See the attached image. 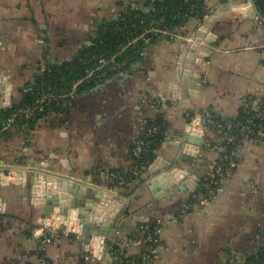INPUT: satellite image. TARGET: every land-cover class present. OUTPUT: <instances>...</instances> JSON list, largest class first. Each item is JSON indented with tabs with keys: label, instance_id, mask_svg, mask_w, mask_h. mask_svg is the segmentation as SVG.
<instances>
[{
	"label": "crops",
	"instance_id": "obj_1",
	"mask_svg": "<svg viewBox=\"0 0 264 264\" xmlns=\"http://www.w3.org/2000/svg\"><path fill=\"white\" fill-rule=\"evenodd\" d=\"M148 3L0 0V77L11 88L7 106L5 84L0 81V113L30 97L37 79L53 65L73 61L91 45L100 25L115 20L127 7L144 10ZM205 6L202 18H190L172 30L198 42L190 59L184 40L156 37L128 69L0 134V264H40L41 258L52 264H84L82 237L42 240L40 229L48 218L42 206L33 205L23 172L32 164L98 183L127 199L106 223L110 232L92 237L95 247L111 240L127 255H138L150 248L147 236L139 231V224L148 221L161 227L152 264H245L264 246V144L243 140L229 157L235 168L214 195L204 204L187 203L223 160L226 137L221 130L208 128L196 159L181 158L186 113L209 110L231 118L247 97L264 98V16L251 0H205ZM202 26L208 33L201 31ZM175 85L178 98L173 96ZM154 99H160L157 107L150 106ZM160 116L165 129L157 155L164 164L190 170L198 178L196 186L185 193L172 186L150 190L147 169L126 187H110L111 173L134 169L132 149L138 143L142 146L144 122ZM62 157L68 160L70 173L60 162ZM6 170L10 178L3 181ZM57 210L50 220L60 229L81 226L77 210L68 217ZM88 264L107 263L104 259Z\"/></svg>",
	"mask_w": 264,
	"mask_h": 264
},
{
	"label": "built area",
	"instance_id": "obj_2",
	"mask_svg": "<svg viewBox=\"0 0 264 264\" xmlns=\"http://www.w3.org/2000/svg\"><path fill=\"white\" fill-rule=\"evenodd\" d=\"M150 11L154 12L157 9L155 0H150ZM187 1V0H185ZM194 4H190L189 7H193ZM134 9L138 7L133 6ZM138 23L131 21L130 19H123V24L115 26V31L123 32V40H125V44L118 48L116 53H114L111 57H99L96 58L92 56V63L85 67L83 74L78 77L71 78L69 81L65 82L64 90L56 91L54 90L46 81H40V83L36 84L33 92L31 93L28 101L21 102L16 104V106L12 109L10 114L5 115L3 112L0 113V134L10 131L14 125L20 122H30L36 115L45 112L50 108L51 105H60L64 100L79 92L86 86H92L95 83L101 82L104 79L108 78L111 73H118L122 70L124 66H126L129 57L122 58L121 55L125 51V49L132 44L141 43L146 45L150 43L154 38L159 36H165L169 39H181L189 44L192 39L189 36L181 35L173 32L170 28L166 26H146L141 32L137 33L135 36L130 37L127 34V30H132L134 33L138 31L139 25L145 23L143 18L139 17ZM92 51V50H91ZM90 51V52H91ZM86 54L79 57V61L82 62L86 58ZM144 55V51H137L136 56L141 58ZM50 69V68H49ZM53 71H58L56 68H52ZM204 80V78L202 79ZM160 104V99H154L150 102L151 107H157ZM245 114H253L252 117L243 120H237L235 124H231L229 122H217L215 123V128L219 130L231 129L237 131L241 129V136L243 140H252L253 142L264 144V98L255 99L252 96L247 97L244 100L242 105ZM10 106L9 108H11ZM248 108V109H247ZM211 116L209 110L203 112L197 111H189L186 113L187 122L185 125V133L191 135L195 138H203L206 130L210 128L205 123L208 118ZM145 124V122H144ZM149 135L155 134L158 132L157 126H150L147 130ZM242 140V141H243ZM241 143V139H237L236 136H228L224 145L222 146V157L223 160L218 162L213 170L209 173V175L205 178L203 182L200 183V186L203 188H207L210 192V197L214 195V191L216 186L219 184V180L228 177L233 169L235 168V163L229 161L226 163L227 157H229L228 147L229 145L238 146ZM141 144H136L132 149V154L134 156H138L141 151ZM10 171L3 172V181H8L10 178ZM123 177L121 174L111 173V178L113 180H119L120 183H123ZM199 185V184H198ZM191 198L196 200V204H204L207 201L201 192L195 193L193 191L191 193ZM209 197V198H210ZM0 202V209L2 208ZM149 228L148 224L140 223L139 231L141 233L146 234V236L154 243H158L159 235L161 232V227L158 223H156L152 229L147 232ZM40 232L43 236L42 240H45L47 243L51 242L53 238L60 236H69L74 234L75 239H79L82 237V229L81 226L76 228V226H69L66 229H60V225H56L52 223L50 218L46 219L42 224ZM118 233V231H116ZM99 246L95 247L91 240L86 243V249L83 255L84 264H88V262H93L96 260H104L108 256L109 264H113L114 256H111L108 245L105 241H100ZM152 253L155 254V251L152 249ZM126 254H123V257L126 258ZM40 264H50L46 258H41ZM121 264H138L133 260H126ZM149 264H152L149 263ZM245 264H264V246L255 253Z\"/></svg>",
	"mask_w": 264,
	"mask_h": 264
},
{
	"label": "trees",
	"instance_id": "obj_3",
	"mask_svg": "<svg viewBox=\"0 0 264 264\" xmlns=\"http://www.w3.org/2000/svg\"><path fill=\"white\" fill-rule=\"evenodd\" d=\"M255 6L259 10V12L264 16V0H253ZM151 1L149 0V3L146 7V9L142 10L140 7L137 9H132L131 7H127L115 20L111 22L104 23L98 27L96 37L92 41L90 46H87L80 50L79 55L73 60L69 62H64L62 64H56L53 65L52 68H56L58 71H53L52 68L50 70H46V72L37 79V84L40 83V81H46L48 84L56 91L62 86H64L65 82L69 81L71 78H75L83 74L85 67L89 66L92 63V56H95L96 58L99 57H111L118 48L122 47L125 44V40H123V32L115 31V26L123 24V19H130L133 22L138 23L140 18H143L145 23L139 25L138 31L135 33L132 30H127V34L130 37L135 36L137 33L141 32L146 26H166L170 28V30H174L179 26L185 25L186 22L190 18H202L206 13V6H205V0H155V4L157 9L163 8V10H156L154 12L150 11V5ZM190 4H194L193 7H189ZM145 47V45L141 43L132 44L129 45L123 54L121 55L122 58L129 57V60L122 68V70L128 69L131 63L138 59L136 57L137 51L142 50ZM92 50V51H91ZM91 51V52H90ZM86 58L84 61L80 62L79 57L84 54H86ZM113 73H111L112 75ZM89 87V86H86ZM84 87V88H86ZM83 88V89H84ZM81 89V90H83ZM29 97L23 101H28ZM16 105H13L11 108L6 109L3 113L5 115L10 114L12 109ZM59 105H51L49 109H47L45 112H42L38 115H36L35 118L41 117L45 115L50 109L58 108ZM243 106H240L237 115L235 117L231 118H221L219 116H216L211 114V116L206 121V125L210 128H215V123L217 122H229L231 124H235L237 120H245L249 117H252L253 114H245L244 110L242 108ZM248 109V108H247ZM157 126L158 132L152 135H149L147 130L150 128V126ZM144 127V138H142V149L138 156H134L132 154V158L134 161V169L130 172H123V173H117L121 174L123 177V183H120L119 180H113L112 183H110V187L114 186H123L126 187L127 182H131L132 180L139 177L140 174H142L144 171L147 170L149 164L153 161L155 158L154 151L158 149L159 142L161 141L165 129V121L160 116L157 117L154 120H147L145 124H143ZM227 139L228 136H236L237 139H241V142L243 140V137L241 134V129L234 131L229 129L221 130ZM224 140V143L226 141ZM252 141V140H249ZM223 143V144H224ZM241 144V143H240ZM239 145V144H238ZM235 145H229L228 152L229 157L232 156V152L235 149ZM227 157L226 163H229L231 159ZM114 173V172H113ZM222 179L220 178V181ZM218 184V185H219ZM218 185L216 186L215 190L217 189ZM201 192V194L205 198L210 197V192L207 188H203L200 186V184L196 187L195 193ZM215 193V191H214ZM188 204L195 205L197 202L195 199L191 198L189 196L187 200ZM188 206V205H187ZM144 224H148L149 228L147 229V232H149L152 227L156 224L155 222H144ZM146 235V234H145ZM148 238V237H147ZM106 243L110 245L109 251L111 256H114L113 264H121L124 263L126 260H133L137 262L138 264H149L152 262L155 254L152 253V249L155 251V248L157 247V243L152 242L149 238L147 241L148 246L150 247L148 250L143 251L142 253L138 255H127L126 251L120 244L116 241L106 240ZM123 254H126V258L123 257ZM50 264L51 261L46 259Z\"/></svg>",
	"mask_w": 264,
	"mask_h": 264
},
{
	"label": "water",
	"instance_id": "obj_4",
	"mask_svg": "<svg viewBox=\"0 0 264 264\" xmlns=\"http://www.w3.org/2000/svg\"><path fill=\"white\" fill-rule=\"evenodd\" d=\"M251 3L255 5L253 0H251ZM209 21L212 22V20ZM200 29L208 33L207 26H202ZM197 46V41L186 44V49L190 50V54L187 56L188 59H190L191 53ZM197 61L202 63L203 59ZM186 71L188 70L186 69ZM186 79H188L187 73L184 74L183 80L186 81ZM0 81L5 84V104L9 106L11 88L6 85V79H3V77H0ZM172 91L173 96L178 98L179 94L176 85L172 88ZM204 143V138H195L187 134L186 141L181 147L180 157L185 158L187 156L189 160L194 161L198 156L200 146ZM157 150L154 151L155 158L147 168L151 175L146 183L148 189L154 190L157 187L158 189L162 188L164 191V189H168V186H172V188L176 187L177 190L185 193L196 186V181L198 180L196 175L191 174L190 170L184 169L182 166L176 168L170 162L164 164L161 162L164 160L157 155ZM60 160L70 173L68 160L64 157ZM47 167L48 165L46 164H42V166L32 164L30 168H23L28 191L33 199V205L42 206L44 209L43 216L46 218H50L56 208L60 215L66 217H68V214L71 215L73 210H77V218L81 222L83 243L89 242L93 236H98L100 233L107 235L111 226H107L106 223L111 218H114L127 199L98 186V183L92 185L79 179L71 178L69 175L64 176L52 173L47 170ZM177 173L180 175L177 176ZM108 261L107 256L105 263L108 264Z\"/></svg>",
	"mask_w": 264,
	"mask_h": 264
}]
</instances>
